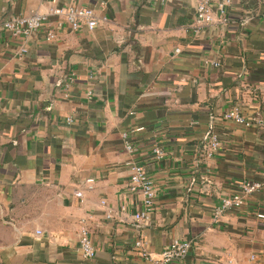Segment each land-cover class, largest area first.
Segmentation results:
<instances>
[{"label": "crops", "instance_id": "0c3cea01", "mask_svg": "<svg viewBox=\"0 0 264 264\" xmlns=\"http://www.w3.org/2000/svg\"><path fill=\"white\" fill-rule=\"evenodd\" d=\"M52 5L0 0V214L10 230L0 264H143L138 239L158 256L174 238L192 246L172 264H250L251 254L264 264V0H233L230 23L198 32L196 0H56L107 21L73 30L52 16L16 37L3 26ZM235 106L250 125L223 117ZM212 134L220 145L209 156ZM132 160L156 188L141 220ZM247 180L263 187L215 222L220 199ZM83 217L93 258L80 248Z\"/></svg>", "mask_w": 264, "mask_h": 264}, {"label": "built area", "instance_id": "2783aa9c", "mask_svg": "<svg viewBox=\"0 0 264 264\" xmlns=\"http://www.w3.org/2000/svg\"><path fill=\"white\" fill-rule=\"evenodd\" d=\"M215 2V3H214ZM233 0H196V15L192 28L198 32L204 26L219 22L221 24H228L231 18L228 14V9L232 5ZM52 5L47 12L34 11L28 15H16L3 22L6 28L13 36H29L36 30L40 29L45 21L50 17L55 16L59 18V25L64 22L68 23L73 30H79L87 27L93 30L98 25L107 21V17L100 15L93 7L90 6H59L56 5V0H52ZM55 37L54 31L48 32V39ZM26 49L22 48V52ZM214 65H219L218 62H212ZM224 118L231 119L240 124L250 125L251 122L243 115L241 109L235 106L223 114ZM74 119L67 118V122L71 123ZM142 128H137L140 130ZM123 146L125 149L133 153L135 147L130 140L128 132L122 133ZM220 142L215 134L209 138L207 155L211 156L219 148ZM155 155L158 159L165 155L164 150L157 147L154 149ZM131 179L129 188L131 191H138L143 194L145 210L135 214L137 220L145 219L154 207L156 198V188L154 180L148 175L144 165L132 160L130 163ZM86 188L91 190L95 187V179L87 178L84 182ZM263 187L259 181L247 180L240 184L238 192L223 196L218 204L213 209V219L215 222H220L223 215L232 209H239L243 207L248 196L253 195ZM78 197H83V190L76 192ZM102 205H106V201H101ZM108 217L112 216V210L107 213ZM264 217V214H259ZM38 234L42 231L38 230ZM79 242L83 255L86 258H93L96 255V248L91 237V227L89 219L83 217L80 220L79 228ZM136 247L140 250L143 258V264H172L175 261L182 260L187 256L191 249V241L187 239L174 238L167 246L160 252L158 256L153 255L147 248L146 243L142 239L135 242ZM250 264H258L257 255L251 254Z\"/></svg>", "mask_w": 264, "mask_h": 264}, {"label": "rangeland", "instance_id": "374dc122", "mask_svg": "<svg viewBox=\"0 0 264 264\" xmlns=\"http://www.w3.org/2000/svg\"><path fill=\"white\" fill-rule=\"evenodd\" d=\"M9 231L10 230H9L8 225L3 221L1 214H0V244L8 241Z\"/></svg>", "mask_w": 264, "mask_h": 264}]
</instances>
